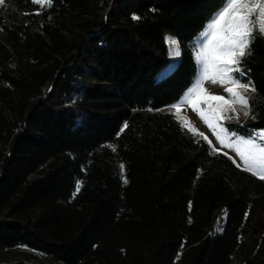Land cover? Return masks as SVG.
Instances as JSON below:
<instances>
[{
  "label": "trees",
  "instance_id": "1",
  "mask_svg": "<svg viewBox=\"0 0 264 264\" xmlns=\"http://www.w3.org/2000/svg\"><path fill=\"white\" fill-rule=\"evenodd\" d=\"M224 3L3 0L0 264H264V181L163 110ZM240 68L255 91L227 126L248 136L264 129V37Z\"/></svg>",
  "mask_w": 264,
  "mask_h": 264
},
{
  "label": "snow or ice",
  "instance_id": "2",
  "mask_svg": "<svg viewBox=\"0 0 264 264\" xmlns=\"http://www.w3.org/2000/svg\"><path fill=\"white\" fill-rule=\"evenodd\" d=\"M35 4L51 6V0H32ZM3 3V0H0ZM39 14V13H37ZM254 17V19H253ZM133 19L139 17L133 16ZM255 35L264 37V0H225L224 5L213 14L205 27V30L198 37V43L194 60L197 63V75L194 78L193 85L181 97V100L171 107L176 109V114H179L181 102L192 105L193 110L197 111L200 118L212 130L216 139L223 147L234 148L244 164V171L251 172L253 176L264 181V145L257 144L252 138L231 140L232 133L220 123L221 120H228L232 117L223 116L225 111L223 105L239 102L245 108L249 107V101L236 88H243L246 91H255V87L251 81L241 83V76L245 75L240 68L241 60L250 55V45ZM170 42L179 47V42L175 38H168ZM179 55V52H176ZM233 73H238L239 76H234ZM211 79L213 83H229L233 87H227L226 92L232 97L231 101L226 100L223 96L209 94L203 87L206 79ZM208 97L207 100H201L208 108V114L197 107L196 101L201 97ZM211 101L218 102L213 105ZM235 112V108L231 109ZM245 116L249 112L244 113ZM236 118L239 119L237 113ZM254 118V117H252ZM127 127V124L124 125ZM183 126L188 128L194 134L201 135L205 140H208L203 133L191 126V122L185 120ZM261 135L264 136V130ZM227 141V142H226ZM211 144V141H208ZM213 151H219L213 146ZM227 155V153H224ZM231 159V157H229ZM240 167L239 164L236 165ZM121 170L123 165H120ZM125 182H127L125 180ZM80 188V182H77L76 191ZM75 195V193L73 194Z\"/></svg>",
  "mask_w": 264,
  "mask_h": 264
},
{
  "label": "rangeland",
  "instance_id": "3",
  "mask_svg": "<svg viewBox=\"0 0 264 264\" xmlns=\"http://www.w3.org/2000/svg\"><path fill=\"white\" fill-rule=\"evenodd\" d=\"M251 2H255V0H251ZM253 19H254V17H253ZM198 37L196 39V45L198 43ZM167 44L169 46V52H170V57H171L172 61L173 62L177 61V59H178V56L176 55V52L178 51L177 46L174 45V44H172L169 39H167ZM169 69L170 68H168V70ZM233 75L234 76H239L238 73H233ZM239 78H240V82L242 84L243 83H247V81L243 80L242 77H239ZM203 87L207 90V92L209 94L223 96L226 100H229V101H231V99H232V97H230L229 93L225 91V89L227 87H233V85H231L229 83H224V84H221L219 82L213 83L212 80L209 78V79H206L204 81ZM188 89L184 92V94L188 91ZM235 91L239 92V94L242 95V96H244L245 98H247V100L249 98H251V96H252V91L250 89L246 91L243 88H236ZM207 99H208V97L201 96L196 101L197 107L200 108L202 111H204L206 115L208 114V108H207V106L205 104L200 103V101L201 100H207ZM180 100H181V98L179 99V101ZM210 103H212L213 105H215L218 102L211 101ZM223 108L225 109V111L222 113V115L223 116H230V117H232L231 119L221 120L220 121V123L223 124L227 129H228V126H227L228 124H241L242 122H244V120L246 118V116L244 115V113L247 111V108H245L244 106H242L239 102H237L235 104L230 103L228 105H223ZM232 108H235L236 111L235 112H232L231 111ZM163 110L168 111V112L174 114L182 122H185V120L190 121L191 122V126L194 127L198 131V133H203V135L208 138V141H211V145L212 146H214L216 149H219V151L222 152V153H227V156L228 157H231V159L236 164H239L240 165V168L244 170L243 161L240 159L239 155L235 152L234 148L223 147L219 143V141L216 139V136L213 134L212 130L200 118V116L198 115L197 111H194L193 110V107H192L191 104L181 102V108H180L179 114H176V109L173 108V107H171V106L166 107ZM237 113L239 114V119L236 118ZM262 130H264V129L254 130L248 136H241V135H238V134H236L234 132H231L228 129L229 133H232L233 134V135H231V140L232 141H236L238 139H249V138H252L255 143L264 145V136L261 135Z\"/></svg>",
  "mask_w": 264,
  "mask_h": 264
}]
</instances>
